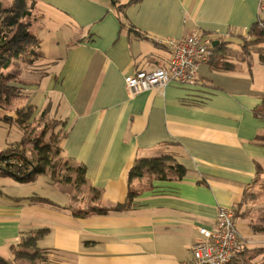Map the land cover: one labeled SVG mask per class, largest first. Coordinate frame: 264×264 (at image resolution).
<instances>
[{"label":"crops","instance_id":"1","mask_svg":"<svg viewBox=\"0 0 264 264\" xmlns=\"http://www.w3.org/2000/svg\"><path fill=\"white\" fill-rule=\"evenodd\" d=\"M38 1L44 14L35 13ZM259 3L35 1L32 21L39 27L46 22L42 34L34 35L39 59L48 67L33 88V97L41 93L35 106L40 110L49 104L66 120L59 146L62 156L85 166L80 190L86 189L87 199L81 197L76 205L73 182H49L60 183L62 201L50 192L38 195L40 175L28 183L0 176V256L6 264L18 262L13 261L15 250L39 229L45 231L35 247L47 257L36 255V264H182L190 258V245L201 238L198 228L213 226L221 206L238 209L235 222L242 241L230 264H264V228L257 227L263 218L253 221L248 209L242 212L246 189L264 173V113H254L262 105L264 75L255 74L249 60L258 48L235 59L247 72L237 70L234 59L214 55L200 66V86L172 82L162 92L134 95L125 86L136 70L168 65L167 39L198 32L239 48L235 36L247 35ZM261 54L256 61L262 66ZM221 62L232 66L219 69ZM164 146L186 168L182 179L129 180L136 159ZM129 188L137 195L123 212L76 214L91 205L121 203ZM34 196L59 206L29 199Z\"/></svg>","mask_w":264,"mask_h":264},{"label":"trees","instance_id":"2","mask_svg":"<svg viewBox=\"0 0 264 264\" xmlns=\"http://www.w3.org/2000/svg\"><path fill=\"white\" fill-rule=\"evenodd\" d=\"M130 1L135 2L138 0ZM34 6L35 3L32 7L26 8L25 0H13V4L10 7L1 9L0 11V108L8 106L14 91H19V87L22 86L21 84L19 85V81L15 82L18 71L9 70V68L14 65V61L22 56L23 53H25L23 60L27 61L28 64L34 63L41 56L38 48V40L28 29L33 20H30V18L33 16ZM20 19L27 20L26 22H19ZM261 21H264V19ZM13 27H16L18 30L17 33L13 32ZM247 35L250 40L244 41L242 45L244 49L249 45L256 48L257 46L255 45L264 42V28L261 27L257 21L251 25ZM223 43L224 42L220 41L213 48L214 55L218 56L217 58L220 60L226 58L224 55L225 49ZM261 58L263 61L264 54H261ZM230 66H232V64L229 62H221L218 68L229 69ZM262 98V105H260L259 109H255L254 111L256 115L264 113V96ZM29 110H31V113L28 115H24L25 109H23L22 112H15L17 114L16 117H0L2 121H17L22 129L20 139L17 142L7 144V146L0 151V176L10 177L18 183H28L34 181L39 175L47 173L53 182L64 181L73 182L74 185L77 186L83 185L86 181L85 166L82 163L74 162L62 156L59 143L64 137L66 130H63V126L58 128L57 131L52 128L47 141H44V136L48 134L49 122L45 121L43 123V127L38 134H34L35 132L34 129L31 128V124L34 120L43 121L48 111L42 108L37 112V107H30ZM61 123V125H65L66 120H62ZM165 148L169 147L164 146L162 150H158L154 155L136 159L128 172L129 180L143 177L147 178L149 181L152 179L162 181L182 179L187 173L186 168L175 161L173 152ZM257 169L258 172H260V166H257ZM62 170L68 172V174L64 175V180L61 178L62 176H60ZM97 195L98 192H95V196ZM136 195L137 193L129 188L124 201L121 203L109 207L91 205L87 209L80 210L76 214L79 216L89 214L107 215L110 213L123 212L133 205V199ZM29 199L36 202L51 204L53 206H59L49 199L39 196L30 197ZM237 210L236 208L233 209L235 217L238 212ZM44 231L45 229H39L34 235H28L23 238L20 247L23 248L24 252H16L17 256L34 259L36 255H42L43 258H46L47 256L44 255L45 252H40L39 249L35 247L37 237ZM30 249H32V253L28 252ZM6 263L8 262L0 256V264Z\"/></svg>","mask_w":264,"mask_h":264},{"label":"rangeland","instance_id":"3","mask_svg":"<svg viewBox=\"0 0 264 264\" xmlns=\"http://www.w3.org/2000/svg\"><path fill=\"white\" fill-rule=\"evenodd\" d=\"M36 0H25V6L26 8H30V6L32 7L34 5ZM13 4V0H0V11L1 9L4 8H8ZM38 6L37 9H35V13L37 14V11L41 14L45 13V7L43 5H41V2H37ZM40 14L41 18L42 15ZM34 11H33V16L30 18V20L33 19L34 17ZM261 17L264 18V14H261ZM1 18V15H0ZM39 19V18H38ZM27 19H20L19 22L25 21L26 22ZM35 22V21H32ZM46 20L41 21V23H45ZM36 23V22H35ZM33 23V28H28L29 31L34 35L35 32L36 34L39 36L41 35V31L42 29V24L40 23V27H39V23ZM13 32L17 33L19 30V26H18V30L16 29V27H13ZM33 31H32V30ZM238 40H240V47L237 48L236 46L234 47L233 44L228 45L229 48H227L226 43L224 44V55L225 57H228L229 59H234L235 61V66L237 68V70H241L243 69L244 72H247V69H245V64H243L242 66L240 65L241 63H243V61L241 62H237V60L235 59H239L238 57H241L243 54H246V52H250V51H254V47H252V45H249L248 47H246V49L243 48V43L245 40H250L248 35H236L235 36ZM258 47V49H256L254 52H252V57L250 56L249 60L251 61V65H254V71L255 74L256 72H261L264 75V65H259V63H257V59L259 58V54L263 53L264 54V42L259 43L258 45H255ZM256 47V48H257ZM237 48V49H234ZM258 50V51H257ZM24 54H22V56H20L18 59H16L14 61V65L11 66L9 68V70H17L18 74L16 75V80L15 82L19 81V85L21 84L22 86L19 87V91L15 90L13 93V97L10 99V103L8 106L4 107V108H0V117H5V116H12V117H16L17 114L15 113L16 111H20L22 112L23 109H25L24 115L25 114H29L31 113V110H29L30 107H34L36 108L35 105H39V103L36 101V98L40 97V92H36V94L33 97V88L36 87L37 83L40 82V79L42 77L45 76V74H47V64L40 59H37L34 63L32 64H28L27 61H24ZM238 54V55H237ZM254 62V63H253ZM43 83V81H42ZM45 107V106H44ZM45 109H47L48 113L45 116V119L43 121H37L34 120L32 122V126L31 128L34 129V134H38L42 127H43V123L45 121L49 122V129H48V134L44 136V141H47L48 136L50 135L52 128H54L56 131L58 128L62 127L63 130H65L66 128V124L65 125H61V121L65 120L63 118H60L59 116H57L58 114H55V109L54 107H50L49 104L45 107ZM38 108H37V112H38ZM36 112V114H37ZM63 117V116H62ZM48 124V123H47ZM22 129L20 128L19 124L17 121H12V122H8V121H2L0 120V151L2 149H4L7 144L9 143H13V142H17L20 137H21V131ZM167 150H169L170 148H165ZM68 174L67 171L62 170V172L60 173V176H62L61 178L64 180V175ZM147 177V176H146ZM145 178V177H144ZM50 183H53L51 181V178H49V176L47 175V173L45 174H41L37 181H36V186H38V188L40 189V192L38 195H48V193L50 192V195L56 199H62V201H65V198L62 197L61 194V189L59 186L60 183H57L56 185H49ZM37 188V187H36ZM72 187H68V190H70ZM76 188V189H74ZM74 188H72V192L73 194L78 195V203L76 205H81L80 204V198L82 197L83 199H87V194H85L86 189L81 187L80 190V185H74ZM48 191V192H47ZM91 197H94V194L91 193ZM244 203L246 205V207L243 209V214L246 212H251L252 213V218L253 221L254 219H258V218H263L262 225L261 223H257V227L260 228H264L263 224H264V173L262 174V177L258 176L252 186L248 189H246V192L244 194ZM96 205H98V203H96ZM242 214V213H241ZM242 214V215H243ZM28 251V250H26ZM16 252H24L23 248L19 249V250H15L14 256H13V261H15L16 259L18 260V262L16 264H36V260L39 259V257H37V259L35 260H30L29 258L26 259H22V257H20L19 255L17 256ZM28 252H33V251H28ZM12 259V257H10ZM47 261L49 262V260L47 259Z\"/></svg>","mask_w":264,"mask_h":264},{"label":"built area","instance_id":"4","mask_svg":"<svg viewBox=\"0 0 264 264\" xmlns=\"http://www.w3.org/2000/svg\"><path fill=\"white\" fill-rule=\"evenodd\" d=\"M258 10L256 21L264 28V21H261L264 19L261 17L264 0H260ZM213 41V37L198 32L181 39H167L165 44L170 48L168 65L136 70L126 78L128 93L134 95L153 89L162 92L172 82L183 86L200 85L199 69L214 56ZM198 232L201 238L190 245V258L182 264H230L240 250L242 238L232 208H217L213 226L199 227Z\"/></svg>","mask_w":264,"mask_h":264},{"label":"water","instance_id":"5","mask_svg":"<svg viewBox=\"0 0 264 264\" xmlns=\"http://www.w3.org/2000/svg\"><path fill=\"white\" fill-rule=\"evenodd\" d=\"M217 40L213 41V45L216 46L217 45Z\"/></svg>","mask_w":264,"mask_h":264}]
</instances>
